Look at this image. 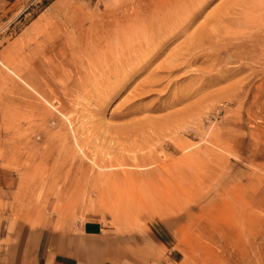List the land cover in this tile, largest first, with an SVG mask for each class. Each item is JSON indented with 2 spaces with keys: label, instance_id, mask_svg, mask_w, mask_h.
Wrapping results in <instances>:
<instances>
[{
  "label": "rangeland",
  "instance_id": "rangeland-1",
  "mask_svg": "<svg viewBox=\"0 0 264 264\" xmlns=\"http://www.w3.org/2000/svg\"><path fill=\"white\" fill-rule=\"evenodd\" d=\"M30 215L162 223L153 264L256 261L264 0H0V237Z\"/></svg>",
  "mask_w": 264,
  "mask_h": 264
},
{
  "label": "crops",
  "instance_id": "crops-1",
  "mask_svg": "<svg viewBox=\"0 0 264 264\" xmlns=\"http://www.w3.org/2000/svg\"><path fill=\"white\" fill-rule=\"evenodd\" d=\"M47 218L35 225L32 215L0 237V264H153L173 246L162 223L140 236L119 233L98 219L56 228Z\"/></svg>",
  "mask_w": 264,
  "mask_h": 264
},
{
  "label": "bare ground",
  "instance_id": "bare-ground-1",
  "mask_svg": "<svg viewBox=\"0 0 264 264\" xmlns=\"http://www.w3.org/2000/svg\"><path fill=\"white\" fill-rule=\"evenodd\" d=\"M190 2H191V1H190ZM245 3H246V2H245ZM262 3H263V2H262ZM262 3H261V4H262ZM260 8H261V7H260ZM258 10H259V9H258ZM184 11H185V10H184ZM259 11H260V10H259ZM186 13H187V12H186ZM246 14H247V13H246ZM246 14H245V16H246ZM254 15H255V14H254ZM180 18H181V17H180ZM182 21H183V20H182ZM248 21L251 22L252 19H249ZM163 26H164V25H163ZM170 26H171V25H170ZM254 29H256V28H253L252 30H254ZM169 30H170V29H169ZM169 30H167V31H168L167 33H169ZM174 30H175V29H174ZM171 31H172V30H171ZM157 32H158V31H157ZM163 32H164V31H163ZM254 32H255V31H254ZM134 33H135V32H134ZM235 33H236V32H235ZM170 34H171V33H170ZM203 36H204V35H203ZM210 37H212V36H210ZM201 38H202V37H201ZM206 38H207V37H206ZM199 40L201 41V39H199ZM203 40L205 41V40H208V39H203ZM211 40H213V39H211ZM158 41H159V40H158ZM202 42H203V41H202ZM161 43H162V42H161ZM119 44H120V43H118V45H119ZM158 44H159V43H158ZM200 44H201V43H200ZM209 44L211 45V42H210ZM121 45H122V43H121ZM160 45H161V44H160ZM116 46H117V45H116ZM125 46H126V44H125ZM200 46L203 47V45H200ZM204 46H206V45H204ZM148 47H149V46H148ZM156 47L158 48L159 45L156 46V43H155V45H154L153 47H151V48H153V49L155 50ZM117 49H118V48H117ZM153 49H151V50H153ZM189 49H190V47H189ZM146 50H147V49H146ZM194 50H195V49H194ZM119 51H120V50H119ZM194 52H197V51H194ZM200 52H201V50H200ZM117 53H118V52H117ZM151 53H153V52H151ZM204 53H205V52H203V54H204ZM86 54H88V53H86ZM97 54H98V53H96V55H97ZM198 54H199V53H198ZM100 55H101V54H100ZM102 55H103V54H102ZM187 55H188V53H187ZM189 55H190V54H189ZM206 55H207V54H206ZM92 56H93V55H92ZM109 56H110V55H109ZM143 56H144V55H143ZM143 56H142V58L140 57V58L142 59V61H144L146 58H148V55H147V56L145 55L144 57H143ZM185 56H186V55H185ZM190 56H192V55H190ZM196 56H197V55H196ZM208 56H209V55H208ZM81 57H82V56H81ZM86 57H87V56H86ZM95 57H96V56H95ZM103 57H105V55H104ZM103 57H102V58H103ZM192 57H193V56H192ZM192 57H191V58H192ZM197 57H198V56H197ZM197 57H196V58H197ZM199 57H200V56H199ZM199 57H198V58H199ZM204 57H205V56H204ZM91 58H94V57H91ZM97 58H99L98 55H97ZM140 58H139V59H140ZM184 58H185V57H184ZM105 59H106V60H105ZM107 59H108V62H109V61H110L109 58H106V57L104 58L105 61H107ZM118 59H119V58H118ZM126 59H127V58H126ZM130 59H131V58H130ZM185 59H186V58H185ZM193 59H195V58H193ZM92 60H93V59H92ZM97 60H98V59H97ZM113 60H114V59H113ZM186 60H187V59H186ZM186 60H184V62H185ZM190 60H191V59H190ZM88 61H89V59H88ZM100 61H101V60H100ZM127 61H128V60H127ZM177 61H178V60H177ZM192 61H193V60H192ZM89 62H90V61H89ZM93 62H94V61H93ZM98 62H99V60H98ZM108 62H107V63H108ZM122 62H123V61H122ZM129 62H130V61H129ZM129 62H128V63H129ZM186 62H187V61H186ZM90 63H92V62H90ZM96 63H97V62H96ZM96 63H95V64H96ZM105 63H106V62H105ZM107 63H106V65H108ZM115 63H116V62H115ZM115 63H114V64H115ZM124 63H125V61H124ZM137 63H138V62H137ZM140 64H141V63H140ZM181 64H182V63H181ZM91 65H92V64H91ZM97 65H99V64H97ZM127 65H129V64H127ZM131 65H132V64H131ZM131 65H130V66H131ZM188 65H189V64H188ZM108 66H109V65H108ZM108 66H107V67H108ZM175 66H176V65H175ZM92 67H93V66H92ZM95 67H96V66H95ZM127 67H128V66H127ZM173 67H174V66H173ZM173 67H172L171 69H173ZM96 69H97V68H96ZM123 69H124V67H123ZM97 70H98V69H97ZM111 70H112V69H111ZM167 70H168V69H167ZM123 71H124V70H123ZM131 71H132V70H131ZM129 72H130V71H129ZM104 73H105V72H104ZM113 75H114V74H113ZM126 78H127V77H126ZM117 83H119V82H117ZM117 83H116V84H117ZM62 84H63V83H62ZM116 86H117V85H116ZM98 96H99V95H98ZM128 109H130V108H128ZM128 113H129V112H128ZM120 115H121V113H120ZM122 115H123V114H122ZM126 116H128V114H126V112H125V114L123 115V117H126ZM129 116H130V115H129ZM121 117H122V116H121ZM71 129H72V127H71ZM72 131H73V129H72ZM71 137H72V136H71ZM65 139H66V138H65ZM72 141H73V140H72ZM60 144H61V143H60ZM62 144H63V143H62ZM83 144H84V143H83ZM76 145H77V144H76ZM83 146H84V145H83ZM73 147H74V146H73ZM76 147H77V146H76ZM76 147H75V148H76ZM76 149H77V148H76ZM79 149H80V148H79ZM79 149H78V150H79ZM80 151H81V150H80ZM70 152H71V151H70ZM67 153H68V152H67ZM90 153H91V151H90ZM82 154H83V153H82ZM69 156H70V155H69ZM84 157H85V155H84ZM99 157H100V156H99ZM77 158H78V157H77ZM86 158H87V157H86ZM91 158H92V155H91ZM133 158H134V157H133ZM137 158H138V157H137ZM69 159H70V158H69ZM88 159H89V158H88ZM94 159H95V158H94ZM107 160H108V159H107ZM142 160H143V159H142ZM192 160H193V158H192ZM83 161H84V160H83ZM100 161H101V160H100ZM132 161H133V160H132ZM66 162H67V160H66ZM134 162H135V161H134ZM91 164H93L95 167H97V168H99V169L103 168L102 165H99V164H98V161H97V160H92ZM137 164H138V163H137ZM152 164H153V163H152ZM93 165H92V166H93ZM187 165H188V164H187ZM195 165H196V163H195ZM104 167H105V168H107V167L111 168L112 165H111V163H108V164L105 165ZM115 167H116V166H115ZM117 167H118V166H117ZM120 167H123L122 164H121ZM138 168H139V167H138ZM143 168H144V167H143ZM193 168H194V167H193ZM122 169H123V168H122ZM173 169H174V168H173ZM188 169H189V168H188ZM92 170H93V167H90V171H92ZM169 172H170V171H169ZM188 172H190V171H188ZM188 172H187V173H188ZM182 173H183V172H182ZM178 174H181V173L179 172ZM175 175H176V174H175ZM183 175H184V174H183ZM185 177H186V174H185ZM190 179H191V178H190ZM183 180H184V179H183ZM114 181H117V179H114ZM129 183H130V182H129ZM255 257H256V261H254V262H252V263L247 262V263H243V264H264V249H263L262 251L256 253V256H255ZM253 258H254V256H253ZM234 264H235V263H234Z\"/></svg>",
  "mask_w": 264,
  "mask_h": 264
}]
</instances>
